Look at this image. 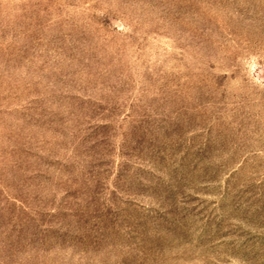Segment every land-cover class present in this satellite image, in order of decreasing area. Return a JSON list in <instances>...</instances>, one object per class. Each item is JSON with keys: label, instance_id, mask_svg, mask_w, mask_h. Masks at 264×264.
I'll return each instance as SVG.
<instances>
[{"label": "rangeland", "instance_id": "374dc122", "mask_svg": "<svg viewBox=\"0 0 264 264\" xmlns=\"http://www.w3.org/2000/svg\"><path fill=\"white\" fill-rule=\"evenodd\" d=\"M0 264H264V0H0Z\"/></svg>", "mask_w": 264, "mask_h": 264}]
</instances>
